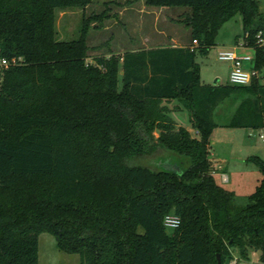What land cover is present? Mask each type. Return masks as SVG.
<instances>
[{
    "label": "trees",
    "instance_id": "trees-1",
    "mask_svg": "<svg viewBox=\"0 0 264 264\" xmlns=\"http://www.w3.org/2000/svg\"><path fill=\"white\" fill-rule=\"evenodd\" d=\"M89 2L0 0V264H38L43 232L80 264H229L233 249L264 262V160L249 157L262 176L238 204L209 158L217 126L264 133V83L205 85L196 61L240 15L264 71L261 0H145L190 7V43L90 63L84 17L77 39L56 36L57 11ZM228 100L237 105L219 123ZM171 101L197 133L176 124Z\"/></svg>",
    "mask_w": 264,
    "mask_h": 264
},
{
    "label": "rangeland",
    "instance_id": "rangeland-1",
    "mask_svg": "<svg viewBox=\"0 0 264 264\" xmlns=\"http://www.w3.org/2000/svg\"><path fill=\"white\" fill-rule=\"evenodd\" d=\"M261 10L264 11V0H261ZM190 12V7L152 6L146 4L145 0H90L84 8L71 7L57 11L56 36L57 39L65 41L77 39L84 17L88 24L86 61L90 63L97 56L108 57L112 54L120 55L126 50L190 42V28L183 22ZM93 16L99 18H90ZM216 42L207 53L196 55L201 82L205 85L229 83L231 63L219 59L217 52L218 48L232 42H243L240 15H236L220 28ZM248 53L253 55L250 50ZM236 105L235 100H228L220 106V117L216 118L217 121L222 123L228 120ZM170 106L174 107V104L170 103ZM179 113L181 112L175 111V115ZM180 124L191 128L185 115H182ZM250 132L245 127L217 126L210 135L209 158L213 168L218 169L214 178L225 188L234 191L238 204L246 203L248 195L254 191L262 176L256 163L249 160V157L256 155L264 160V142L259 137L260 131H256L254 135H249ZM163 163L168 164V160ZM223 172L229 180H223ZM232 254L233 259L229 264H264L259 260V250H252L249 259L240 258L236 249L232 250ZM38 264H80V257L78 254L59 250L55 237L43 232L38 236Z\"/></svg>",
    "mask_w": 264,
    "mask_h": 264
},
{
    "label": "built area",
    "instance_id": "built-area-1",
    "mask_svg": "<svg viewBox=\"0 0 264 264\" xmlns=\"http://www.w3.org/2000/svg\"><path fill=\"white\" fill-rule=\"evenodd\" d=\"M193 43L196 44V40H193ZM256 43L264 50V36L260 31L256 34ZM241 44L244 45L243 42ZM217 56L219 59L227 60L230 61L231 63L228 73L229 83L235 85H247L251 82L252 77H256L260 80V82L264 83V71H258L254 68L251 69L243 68V61L248 60L250 58L249 56H240L236 54L234 51L227 49H219L217 52ZM15 62L16 59L13 58L12 63ZM8 64L9 61L7 59L5 58L0 59L1 66H6ZM255 132H256L255 130H251L249 135H254ZM194 133H197V131H195ZM259 137L261 138V141L264 142V133H260ZM222 177L223 180H227L225 175H222ZM166 217H167V221H165V224L167 226L176 227L179 224L176 223L177 218L179 219V217L174 215H168Z\"/></svg>",
    "mask_w": 264,
    "mask_h": 264
},
{
    "label": "crops",
    "instance_id": "crops-1",
    "mask_svg": "<svg viewBox=\"0 0 264 264\" xmlns=\"http://www.w3.org/2000/svg\"><path fill=\"white\" fill-rule=\"evenodd\" d=\"M189 43L190 42H187L186 44H177V45H171V46H184V45H187ZM241 43L239 42L238 44H234L232 42V44L230 43V45H228V46H222V47H220L218 49L232 50V51H234L236 54H238L240 56H249L250 58L248 60H244L243 61V68H245V69H251V68H253V65H254L255 50H254L253 47L245 46V45H242ZM248 50L252 51V54L253 55H251L250 53H248ZM170 103L174 104V106H177L176 109H173V106H170ZM166 104L168 105L169 108L172 109L170 111V115L171 116L173 115L172 118L175 120V122L177 123V125H181L180 124V121H181L182 115H185V119H187L188 122H189V114H188V111L184 107H182V105H180L179 103H177V101L176 102L175 101H171V102H168ZM175 111H177V112L180 111L181 112V113H179L180 116L179 115H175ZM186 114H187V116H186ZM187 129L189 131H191V132H195L192 128H187ZM210 148H211V143H210ZM211 156H212V153H211ZM217 170L218 169H215V171H217ZM222 175H225L226 178H228L227 175L224 172L222 173ZM228 180H229V178H228Z\"/></svg>",
    "mask_w": 264,
    "mask_h": 264
},
{
    "label": "water",
    "instance_id": "water-1",
    "mask_svg": "<svg viewBox=\"0 0 264 264\" xmlns=\"http://www.w3.org/2000/svg\"><path fill=\"white\" fill-rule=\"evenodd\" d=\"M165 167H167L168 169H175L176 171H178V166L174 165V164H166ZM220 262L219 256H218V263Z\"/></svg>",
    "mask_w": 264,
    "mask_h": 264
},
{
    "label": "clouds",
    "instance_id": "clouds-1",
    "mask_svg": "<svg viewBox=\"0 0 264 264\" xmlns=\"http://www.w3.org/2000/svg\"><path fill=\"white\" fill-rule=\"evenodd\" d=\"M165 221H167V217H165ZM176 223H177V224L179 223V219H178V218H177ZM173 226H175V225H173Z\"/></svg>",
    "mask_w": 264,
    "mask_h": 264
},
{
    "label": "flooded vegetation",
    "instance_id": "flooded-vegetation-1",
    "mask_svg": "<svg viewBox=\"0 0 264 264\" xmlns=\"http://www.w3.org/2000/svg\"><path fill=\"white\" fill-rule=\"evenodd\" d=\"M166 165V164H165Z\"/></svg>",
    "mask_w": 264,
    "mask_h": 264
}]
</instances>
